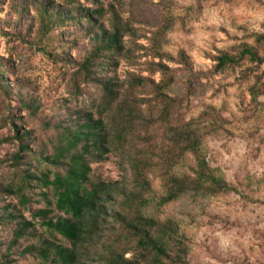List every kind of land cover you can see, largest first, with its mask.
Listing matches in <instances>:
<instances>
[{
	"label": "rangeland",
	"instance_id": "374dc122",
	"mask_svg": "<svg viewBox=\"0 0 264 264\" xmlns=\"http://www.w3.org/2000/svg\"><path fill=\"white\" fill-rule=\"evenodd\" d=\"M44 1L63 11L104 10L107 30L117 20L124 27L125 50L93 77L112 79L126 107L147 118L124 141L116 138L121 103L110 109L102 86L80 70L93 46L90 38L69 21L43 37ZM258 35H264V0H0V264H39L24 250L43 240L70 246L35 218L45 209L53 210L51 218L65 217L48 207L47 200L55 202L52 191L35 179L41 172H64L45 157L54 156L65 131L104 120L112 145L104 161L92 163L90 184L125 182L135 190L131 158L167 149L166 126L152 122L164 110L171 115L168 124L199 129L200 154L230 191L190 192L160 204L166 176L153 157L147 213L180 224L190 251L184 264H264V64L215 69L221 51L243 43L264 57ZM17 131L20 137L28 133L24 144L32 153L21 152ZM16 155L22 156L19 163ZM196 169L197 156L189 152L173 174L194 177ZM12 215L32 222L33 229L9 250ZM111 246L124 243L108 232L97 247L84 250L83 261L99 264L98 255ZM135 254L131 250L126 258Z\"/></svg>",
	"mask_w": 264,
	"mask_h": 264
},
{
	"label": "trees",
	"instance_id": "16d2710c",
	"mask_svg": "<svg viewBox=\"0 0 264 264\" xmlns=\"http://www.w3.org/2000/svg\"><path fill=\"white\" fill-rule=\"evenodd\" d=\"M51 4L44 1L40 5V32L44 37L56 26L69 21L90 38L93 46L80 70L87 79L102 86L105 102L110 109L113 104L121 103L118 116L120 115L119 128L122 132H116V138L124 141L129 132H134L135 124L142 123L147 118L138 119L136 108L130 110L126 107L121 100L122 92L112 79L93 78L97 72L106 71L114 62L116 54L120 55L125 50L124 27L117 20L114 29L107 30L101 22L104 10L73 8L63 11ZM256 43L264 44V35L256 36ZM216 61V71L222 72L245 61L262 65L264 57L260 56L254 46L243 43L231 52L221 51ZM140 81L144 83L146 80ZM170 117L168 111L164 110L158 118L153 116L152 120L154 124L160 122L166 126L164 140L168 142L167 149L160 154L136 155L130 160L135 190H130L125 182L90 184L92 163L104 161L112 145L111 132L105 126L104 120L89 119L84 124H78L76 130L65 131L64 142L58 146L54 156L45 157L48 163L51 162L56 168H63L64 172H41L35 178L43 187L52 191L55 202L47 200L48 197L45 196L48 207L54 206L65 217L51 218L53 210L45 209L38 211L35 218H40L43 227L61 236L70 246L65 247L47 239L38 246H29L24 253L38 258L39 264H86L83 261L84 250L97 247L105 234L111 232L123 241L124 247L111 246L106 252L107 255H98L99 264H184L190 251L180 224L171 218L159 220L150 216L146 210L149 200L145 197V192L151 186L147 174L154 164L152 158H159L166 176V194L160 204H169L190 192L216 195L230 191V187L201 156L202 138L199 129L192 123L170 125ZM27 135L28 133H24L20 137L19 131L16 132L21 152L32 153L29 144H24ZM189 152L197 156L195 176L173 174V169ZM21 159L22 156H15L18 163ZM30 178L29 176L28 179ZM8 191L12 192L9 189ZM10 218L16 219V228L8 246L9 250L18 247L19 242L33 229L32 222L25 218L19 220L14 215ZM111 224L112 230L108 228ZM131 250L136 254L133 259H128L126 253Z\"/></svg>",
	"mask_w": 264,
	"mask_h": 264
}]
</instances>
